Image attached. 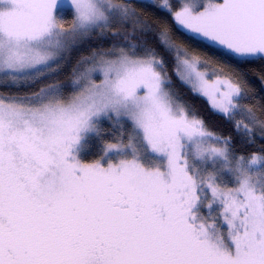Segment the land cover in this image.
I'll list each match as a JSON object with an SVG mask.
<instances>
[{
	"label": "snow or ice",
	"instance_id": "1",
	"mask_svg": "<svg viewBox=\"0 0 264 264\" xmlns=\"http://www.w3.org/2000/svg\"><path fill=\"white\" fill-rule=\"evenodd\" d=\"M150 2L171 23L132 0H0V264H264V145L236 152L171 87L264 141L242 71L264 66V0ZM105 121L127 144L82 163Z\"/></svg>",
	"mask_w": 264,
	"mask_h": 264
},
{
	"label": "trees",
	"instance_id": "2",
	"mask_svg": "<svg viewBox=\"0 0 264 264\" xmlns=\"http://www.w3.org/2000/svg\"><path fill=\"white\" fill-rule=\"evenodd\" d=\"M133 5L137 8V11L141 13L140 19L142 21H145L151 25H153V28H155V21L161 20V19H167L169 23H171L170 17H167L165 13L159 12L156 9H153L151 7V2H142V1H135L132 0ZM143 13H148L147 17L143 15ZM175 36H179L180 34L178 32H174ZM119 42V41H117ZM186 43L192 44L194 48H197L201 53L208 51L207 48H202L199 43L197 42H191L186 41ZM219 59V57H217ZM214 63L213 61L210 64H202L201 70L202 71H208L211 73L214 70ZM169 67H171V61L169 60ZM244 72V79L249 82L251 87L255 89L256 94L264 99V85L261 84L260 79L258 78V74L261 72H264V66H261L260 64H255L249 66L247 69H242ZM69 72V69H65V75H62L60 80L61 83L68 84L69 80L67 78V73ZM172 90L176 92L179 96V98L189 105V107L198 115L204 118V120L207 123V126L211 128L212 130L223 133L227 135L228 133H232L233 136V144L236 152L244 153L247 155L250 152L259 151L261 146L264 145V141L259 140L257 138V142L251 145L245 144L244 141L235 133L232 131V124L228 123L221 117L220 115L214 113L211 109L209 104L204 98H201L199 95L193 94L190 91V87H186L183 84H181L175 76L172 77ZM251 93H249L250 95ZM248 103H253L252 101H248ZM256 109H254L255 111ZM125 128L124 132L125 134L123 136L120 135L121 129L119 127H113L110 125L107 121L103 122V133L101 138H97L94 135L89 136L83 142L81 143L79 153H78V159L82 163H89L93 160H96L100 155L101 151L103 149V141H109V142H123L127 144L128 142V131L129 126L127 124V121L124 122ZM139 155L141 160L146 164V156H150L149 152H147L146 149L140 147L138 149ZM147 164H150L149 161ZM231 182V181H229ZM215 211V209H214Z\"/></svg>",
	"mask_w": 264,
	"mask_h": 264
},
{
	"label": "rangeland",
	"instance_id": "3",
	"mask_svg": "<svg viewBox=\"0 0 264 264\" xmlns=\"http://www.w3.org/2000/svg\"><path fill=\"white\" fill-rule=\"evenodd\" d=\"M135 1H142V2H150V0H135ZM205 99V98H204ZM206 100V99H205ZM89 136H91V134H86L84 139L85 140L86 138H88ZM83 140L81 141V143L83 142ZM81 143H80V146H81ZM133 144L134 146L137 148V149H140V147L144 148L147 150V148L143 145L142 141L138 138V137H133ZM80 146L78 147V149L76 150V155H77V158H78V153H79V149H80ZM148 152V151H147ZM123 155H131V150L129 149H126L124 153H122ZM150 156H146V159L144 161H146V164L148 163H154L156 161V157L153 156V154H151L149 152ZM110 158L112 159V162H116V157L114 155H111L110 154ZM108 163V160L105 159V160H102L101 161V164L106 166Z\"/></svg>",
	"mask_w": 264,
	"mask_h": 264
}]
</instances>
